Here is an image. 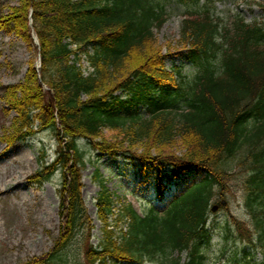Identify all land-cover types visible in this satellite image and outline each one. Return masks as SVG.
Returning <instances> with one entry per match:
<instances>
[{
  "label": "trees",
  "instance_id": "trees-1",
  "mask_svg": "<svg viewBox=\"0 0 264 264\" xmlns=\"http://www.w3.org/2000/svg\"><path fill=\"white\" fill-rule=\"evenodd\" d=\"M176 1L188 16L179 45L196 67L190 78L180 66L166 68L168 54L155 34ZM210 1L20 0L0 15V31L32 43L33 8L43 64L41 81L31 68L21 84L0 86L2 99L17 114L4 139L9 146L25 140L38 121L55 132L60 146L57 162L36 182L64 171L60 234L52 250L31 264H76L77 253L85 264H207L202 246L210 206L234 193L228 188L233 180L243 190L249 217L235 220V238L244 243L246 257L264 256V26L237 17L225 29L212 20ZM73 45L94 47L88 77L77 66L79 57L71 63ZM80 139L103 156L140 160L145 178L150 163L159 195L158 183L165 177L170 182L172 173L207 176L164 212H139L132 204L116 212L102 180L96 199L101 235L94 245L95 225L81 193L86 160ZM138 148L141 153L133 156ZM166 164L173 172L163 170Z\"/></svg>",
  "mask_w": 264,
  "mask_h": 264
},
{
  "label": "rangeland",
  "instance_id": "rangeland-1",
  "mask_svg": "<svg viewBox=\"0 0 264 264\" xmlns=\"http://www.w3.org/2000/svg\"><path fill=\"white\" fill-rule=\"evenodd\" d=\"M19 3L20 0H0V13H8L11 7ZM168 10L172 15L162 29L156 30L158 42L164 54L168 52V45L171 48L167 67L170 69L176 64L181 65L185 74L191 77L195 72L194 65L183 59L182 53H177L184 9L176 1L168 5ZM235 13L242 15L248 23H264V0H217L216 14L224 22L228 23ZM35 57V50L30 44L10 31H1L0 83L15 85L22 82L32 68ZM12 117L7 114L0 97V264H31L51 251L59 235V188L62 173L58 171L43 185L35 183L36 174L45 162L50 163L57 158L58 140L50 131H40L35 137L7 148L2 132L4 127L8 129ZM81 144L88 161L83 173V197L88 215L96 225L95 238L92 240L96 244L101 226L95 206L101 190L98 178L106 179L107 187L115 196L117 212L124 203L134 205L138 211L145 209L148 202L141 199L147 196V186H140L141 182H137V176L139 180L142 179L137 165L131 166L122 160V168H119L110 159H101L85 143ZM176 148L177 154H180V146ZM141 151L139 148L136 150L137 153ZM97 165L100 177H95ZM12 176L13 182L5 183V179ZM228 188L234 192L232 202L223 210L211 212V239L204 246L207 264H262V255H258L259 260L255 261L245 259L241 244L232 238L227 239V234L233 230L232 226L237 229L234 221L242 222L248 218L238 182L233 180V185H228ZM153 194L151 197H154ZM81 256L77 253V260L73 261L85 264Z\"/></svg>",
  "mask_w": 264,
  "mask_h": 264
},
{
  "label": "bare ground",
  "instance_id": "bare-ground-1",
  "mask_svg": "<svg viewBox=\"0 0 264 264\" xmlns=\"http://www.w3.org/2000/svg\"><path fill=\"white\" fill-rule=\"evenodd\" d=\"M13 178H14L13 176L12 177H7L5 179V183H11V182H13V181H11Z\"/></svg>",
  "mask_w": 264,
  "mask_h": 264
},
{
  "label": "water",
  "instance_id": "water-1",
  "mask_svg": "<svg viewBox=\"0 0 264 264\" xmlns=\"http://www.w3.org/2000/svg\"><path fill=\"white\" fill-rule=\"evenodd\" d=\"M214 209H216V208H214Z\"/></svg>",
  "mask_w": 264,
  "mask_h": 264
}]
</instances>
